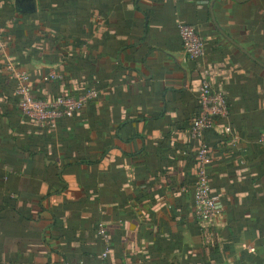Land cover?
<instances>
[{"label":"crops","instance_id":"crops-1","mask_svg":"<svg viewBox=\"0 0 264 264\" xmlns=\"http://www.w3.org/2000/svg\"><path fill=\"white\" fill-rule=\"evenodd\" d=\"M0 32V264H264V0H0ZM9 63L35 99L99 97L40 126ZM206 68L232 110L205 135L212 229L194 213L190 135Z\"/></svg>","mask_w":264,"mask_h":264},{"label":"built area","instance_id":"built-area-1","mask_svg":"<svg viewBox=\"0 0 264 264\" xmlns=\"http://www.w3.org/2000/svg\"><path fill=\"white\" fill-rule=\"evenodd\" d=\"M15 2L16 0H6ZM179 34L182 41L184 53L192 60L198 61L206 55V42L198 32L196 26L179 23ZM2 34L0 32V51L4 50ZM6 70L17 81V94L19 96L18 107L21 112L29 119H33L40 126H44L51 121L55 126L54 120L61 118H70L77 114L90 101L99 97L97 91L91 90L75 98L72 96H57L51 100L35 99L32 96L30 77L25 71H19L15 65L9 63ZM56 78L50 74L49 78ZM198 101L200 105V114L193 121L190 135L197 143V161L198 167L195 176L194 193V213L199 223L208 229H212L224 215V204L220 196L212 192L209 161L210 151L206 141V133L211 130L217 119H228L231 116V110L228 106L226 97L215 91L212 83V73L210 69H203L201 84L198 90ZM235 138L233 142H235ZM264 144V134L260 140ZM98 236L105 244V250L102 258H107L110 253L111 244L108 233L104 227L98 230Z\"/></svg>","mask_w":264,"mask_h":264},{"label":"water","instance_id":"water-1","mask_svg":"<svg viewBox=\"0 0 264 264\" xmlns=\"http://www.w3.org/2000/svg\"><path fill=\"white\" fill-rule=\"evenodd\" d=\"M237 2H246V1H249V0H235ZM213 8V5L211 6ZM214 22H215V19H214ZM217 26V25H216ZM218 29L220 30V28L218 27ZM220 32L224 35V33L222 32V30H220ZM227 37V36H226ZM228 38V37H227ZM232 42V41H231ZM234 43V42H232Z\"/></svg>","mask_w":264,"mask_h":264},{"label":"trees","instance_id":"trees-1","mask_svg":"<svg viewBox=\"0 0 264 264\" xmlns=\"http://www.w3.org/2000/svg\"><path fill=\"white\" fill-rule=\"evenodd\" d=\"M227 100V99H226ZM227 103H228V106H229V108H230V110H231V107H230V105H229V102H228V100H227ZM200 106V105H199ZM199 113H200V111H199ZM231 114H232V110H231ZM63 119V118H62ZM219 119H221V118H219ZM219 119H217V120H219Z\"/></svg>","mask_w":264,"mask_h":264}]
</instances>
